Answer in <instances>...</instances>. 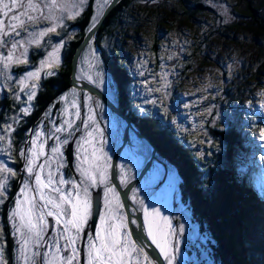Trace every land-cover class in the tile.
Here are the masks:
<instances>
[{
	"label": "rangeland",
	"instance_id": "rangeland-1",
	"mask_svg": "<svg viewBox=\"0 0 264 264\" xmlns=\"http://www.w3.org/2000/svg\"><path fill=\"white\" fill-rule=\"evenodd\" d=\"M73 2L74 0H58L60 4L71 5ZM87 3L88 0H86L82 9H77V11L79 13L83 11ZM201 3L205 7V11L204 13L195 15L193 24L191 25L173 24L172 29L169 31L164 27L156 30V27L153 29L150 26L143 34H128V39H125L122 43L119 39H116L115 44L121 47L120 51L126 58L129 70L134 76V80L130 85V94L136 99L139 112H147L152 116L159 115V117L164 118L174 128L180 140L182 139L187 146L192 148L195 156L207 162L210 155L218 154L223 149V145L213 135L212 129L226 128L227 123L223 115L224 108L228 112H232L231 110L239 111L241 123H243L253 137L258 139V143L262 145V154L256 157L260 166L259 173L254 176L256 177V186L264 191V135H262V132H264V96L260 94L264 91V49L261 47L264 44V38L261 34L255 35L254 30L250 28L248 23L247 25L241 24L235 29L228 28L234 24H238L243 19L240 13L237 14L232 9V0H201ZM103 6V0H101L100 5L95 0L93 17L97 16L98 10L101 11ZM44 11L45 15H47L48 10L45 9ZM241 12L246 14L244 10ZM54 15L63 16V19L60 21L55 33H50L40 40L39 47L46 45L48 49L38 59L36 66L28 68L25 71L16 72L15 69L26 64H13L7 70L12 77L11 80L5 81L3 77H0V96L2 95V89H6L18 110L21 107L27 106L22 103V101L27 100V94L26 90L21 91L23 86L19 83L20 78L26 72H34L39 69L40 62L47 60L48 54L52 52V46L63 44L62 38L64 36L62 33L64 31L67 34H65V39L74 32V29H69L68 31V21L73 18H67V12L57 8L54 10ZM54 23L55 21L49 22L47 20H40L36 24L28 23L27 30L19 29L20 36L14 37V39H27L30 33L39 32L46 27H52ZM54 35H56L55 38ZM196 35L199 36L197 40L206 39V43L202 44L197 53L194 50ZM5 39L8 38L6 37ZM34 47H37V45L32 44L28 48V60L29 52ZM90 48L94 51V56L90 54ZM60 49L55 54L58 61ZM7 51V47L0 48V53L4 55H7ZM82 54L77 68L78 77H84L83 79L88 80L86 77L91 76L92 80H96V73H102L103 83L93 84L104 92L109 93L115 99L117 97L116 83L104 68L98 48L94 45L86 47ZM169 56L173 58L168 59ZM144 61H147V63L145 64ZM142 64L143 68L141 67ZM52 70L53 68L49 69L45 67L40 72V79L48 71ZM165 72L168 74L167 79L170 82L167 89L168 96L164 100V105L168 109L167 113L164 112L159 103L161 93L151 91V89L160 86V76ZM38 82L37 84H39ZM209 82H211L212 87L206 91H200ZM26 83L30 85L32 81H27ZM17 96H19V99L16 98ZM88 97H92L93 100L90 101ZM232 99L235 100L232 101ZM77 100L79 104L82 103L83 111L81 110V115L85 119H87L89 104L92 105V108L94 106H97V109L101 107L98 99L87 93L79 95ZM152 100L158 102L152 104L150 103ZM63 107L64 104L62 105ZM209 109H211L210 112L208 111ZM70 111L74 112L75 109L70 108ZM54 112L53 110L51 111L53 117L51 120L56 118V114H53ZM93 115L95 116L94 110ZM16 117H19V115L17 114ZM64 118L61 112L59 119L63 120ZM79 121L77 120V124H81ZM102 121L103 128L106 130V138L102 136V141L104 151L109 156L111 151L113 152L114 148L121 141L124 123L110 113H106ZM11 122L12 120L6 123L3 127L4 131H0V135L5 134L7 126ZM49 128H51V124ZM49 128L45 134L46 136L50 131ZM35 131L42 130L38 128ZM48 139V146L47 144L44 145V151L50 157V149L52 143H54V139L50 138V136L47 137V141ZM130 139L133 146H126L118 161L119 177L122 183H126L136 174L143 165L145 157L150 150L147 141L145 142L143 138H138L134 133H131ZM9 142L10 132L8 133V140L0 141V160H3L5 163L4 158L6 157H4V154L8 155L9 153ZM39 144L40 141H37V145L34 147H38ZM47 147L48 154L46 153ZM43 162L44 157H40L38 163ZM241 162H243L242 159L237 163L238 169L249 172L244 164H240ZM7 165L12 168L11 164ZM53 166H55L54 163ZM203 166L204 163L201 164L200 168L202 169ZM52 170L53 174L57 175L55 167ZM22 173H25L27 177L28 174L24 171V165L21 172V181L25 178ZM204 173L206 176V169ZM41 175L42 179H46L47 171ZM179 183L180 178L176 170L164 161L155 159L142 181L133 189L130 197L134 204L142 210L143 220L145 210L150 212L153 208H157L160 209L163 216L171 219L174 228L180 224L184 225L183 233L174 240L176 259L172 264H188L190 259L186 250L188 252L191 251V253L195 251L196 255L205 263L213 264L211 257L206 254L205 249L199 244V242L203 243L204 237L202 235H206V230H201L195 221H191L187 208L180 203ZM9 185L10 180L8 182ZM34 185L35 181H32V186L34 187ZM22 187L23 185L20 186V189ZM98 188L101 187H96V189ZM20 189L19 193L14 195L11 209L15 207L17 197H21ZM94 192L95 190L91 191L92 195ZM49 193H51V188L45 190V194ZM34 195L38 196V193H34ZM138 201H143V206ZM102 211L103 206L100 213ZM8 216L6 217V224L5 222L0 224V228L3 229V242L5 243L6 228L10 241L18 244V237L13 235L12 225L8 220ZM89 222L90 220L88 221V225ZM99 224L98 218L94 231L91 232L90 226H86L82 235H86L88 232L94 234L99 228ZM52 227L53 234L56 231L54 218H52ZM51 235L47 237L49 244L51 242ZM84 244L85 241L81 244L82 247ZM18 247L19 245L16 246V250H18ZM36 248V251L42 254V261L54 252V249L48 245L43 247L37 245ZM14 249L15 247L13 246V251ZM80 254H82L81 251ZM161 254L164 257V254ZM36 260L38 261L37 257ZM165 262L169 264V261L166 259Z\"/></svg>",
	"mask_w": 264,
	"mask_h": 264
},
{
	"label": "trees",
	"instance_id": "trees-1",
	"mask_svg": "<svg viewBox=\"0 0 264 264\" xmlns=\"http://www.w3.org/2000/svg\"><path fill=\"white\" fill-rule=\"evenodd\" d=\"M232 1V9L235 13H240L243 19L238 24L228 28L235 29L241 24L247 25L248 23L250 28L254 30L255 35L261 34L264 38V0ZM94 5L95 0H88L83 11L68 21V31L74 29L71 35L72 39H69V37L65 39L66 31L62 33L64 46L60 49L59 66L53 68V75H45L39 80L30 114L26 116L20 114L9 96V92L4 88L2 89V95L0 96V129H3L6 123L12 120L9 124L12 126L10 132L11 148L8 155L4 154V157H6L4 160L7 164H11L16 176L10 178L5 201L0 204V224L3 222L6 224V217L10 213L11 205H13L14 195L19 193L20 186H22L21 172L24 161L20 153L30 146L28 141L32 139L36 129L40 128L46 134L51 123L44 119L45 112L55 111L53 114H56V118L51 121H54L57 126L62 122L59 119L63 105L60 97L70 93L73 89L69 86L71 59L76 46L83 39L91 25L94 16ZM204 9L201 0H121L108 14L97 31L95 42H89L86 47L94 45L98 48L104 68L116 83L117 97L115 99L109 93H105L122 110H127L130 120L139 128L141 133L147 135L156 148V159L164 161L176 170L180 178L178 185L180 203L187 208L191 221H195L201 230H206L207 236L203 234L204 241L203 243L199 242V244L205 249L206 254L211 257L213 264H264V191L256 186V177L254 176L259 173L260 168L256 157L262 154V145L258 143V139L253 137L241 123L239 111L231 110L232 112H228L224 108L223 115L227 123L226 128L212 129L213 135L223 145V149L218 154L210 155L208 162L200 160L195 156L192 148L187 146L182 139L180 140L168 121H165L159 115L152 116L147 112H139L136 99L130 94V85L134 80L133 73L129 70L127 60L120 51L121 47L115 44L116 39H119L122 43V41L128 39V34H143L150 26L153 29L156 27V30L164 27L169 31L172 29L173 24L191 25L195 15L204 13ZM242 10L246 14H243ZM196 36H194L196 38L195 53L202 44L206 43L205 38L197 40L199 36ZM55 37L56 35H54ZM192 40L194 41L193 38ZM261 47L264 49V44ZM47 49L46 45L32 48L28 63L19 66L15 71H25L28 68L35 67L38 59ZM77 91L80 96L87 93L86 91ZM98 101L101 107L97 109V106H94L93 110L98 127L103 132V138H106V130L103 128L102 119H104L106 113H112L102 101L99 99ZM79 105L83 111L82 103ZM17 114L19 120L14 121L13 117H16ZM51 118L53 117L51 116ZM75 125H80L81 131L77 132L69 141H72L73 144V169L66 163L65 167L60 170L66 179L69 177L78 178L79 176V173L75 170V140L83 134V128L82 124H77V120ZM61 135L66 136L67 134L63 133ZM143 141L146 142L145 139ZM148 147L150 149L149 145ZM46 153H49L48 147ZM112 153L111 151L109 155L110 160ZM149 155L150 150L145 157V161ZM240 159L243 161L240 164H244L249 172L238 169L237 163ZM53 163L56 164L54 159L52 160V169L55 167ZM202 163H204V166L201 169ZM139 170L131 178L136 176ZM23 175L26 178V174ZM100 187L98 189L102 191V208L103 185H100ZM94 190L97 189H91V191ZM5 230V260L7 264H17L18 252L16 246L18 244L10 241L8 230L6 228ZM52 231L53 227L49 235L52 234ZM86 235L92 234L88 232ZM81 244L78 245L82 253L80 254L79 264H81V257L84 264H87L86 239L83 247ZM13 246L15 247L14 251ZM36 249L34 250L36 251ZM186 252L190 259L188 264H208L196 255L195 251L191 253V251L186 250ZM39 253L37 259L42 261V254Z\"/></svg>",
	"mask_w": 264,
	"mask_h": 264
},
{
	"label": "snow or ice",
	"instance_id": "snow-or-ice-1",
	"mask_svg": "<svg viewBox=\"0 0 264 264\" xmlns=\"http://www.w3.org/2000/svg\"><path fill=\"white\" fill-rule=\"evenodd\" d=\"M113 0H103L106 6ZM86 0H74L71 5L60 4L58 0H0V48L7 47V55L0 53V77L5 81L11 80V75L7 71L13 64L28 63V48L35 44L40 46V40L50 33H55L59 27L63 16L54 15V10L62 9L68 13L69 19L79 15L77 9H82ZM100 5L101 0H97ZM45 9L48 14L45 15ZM101 12L98 10L97 16L92 18L89 32L95 28L99 22ZM40 20L49 22L55 21L52 27H46L39 32H32L27 39H14L20 36L19 29L27 30V24L39 23ZM8 39H5V38ZM69 39H72L69 36ZM50 42V41H49ZM63 44L52 46L53 50L48 54L47 60L40 62V68L36 71H29L20 78L19 83L26 90L27 100L22 101L26 107L19 109L20 114L28 115L33 107L32 101L36 97L37 82L40 79V72L45 67L51 69L59 66L58 58L55 54L62 48ZM89 52L94 56V51ZM169 56L168 59H172ZM146 64L147 61H144ZM91 67V64H90ZM143 68V64L141 65ZM48 71L46 75H53ZM167 73L160 76V86L151 91L160 92L159 101L164 112L168 109L164 105V100L168 96ZM96 80L91 76L86 78L92 83H103L102 73H96ZM84 78V77H82ZM27 81H32L29 85ZM209 82L200 91L211 88ZM261 96H264L262 91ZM79 92L73 88L70 93L61 96L60 101L64 104L61 109L65 117L59 126L51 121L52 113L45 112L44 119L51 123V130L47 136L43 131H35L34 138L28 141L30 145L25 151L20 153L24 161V171L28 174L21 182V197H17L15 207L10 209L8 220L12 225L13 235L17 236L18 255L17 264H79L80 248L79 244L86 239L87 264H153L152 258L145 252L148 243L143 237L147 233V238L154 244L159 252L164 254L169 264L176 259L174 240L184 231V225L180 224L174 228L171 219L163 216L160 209L153 208L150 212L144 211V222L138 224L141 236L134 240L133 231L128 227L129 223H136L129 220V216L123 211L124 204L120 200V195L110 180L109 169L111 168L110 157L104 151L102 141L103 132L98 127L93 115L92 105L88 106L87 119L82 117L80 105L77 97ZM19 99V96L16 97ZM71 98V99H69ZM90 101L92 97H88ZM158 101L152 100L150 103L156 104ZM55 107V106H53ZM75 109V111H70ZM209 112L211 109L208 110ZM74 117V119H73ZM18 121L19 117H14ZM75 120H80L83 126V134L75 140L76 144V165L75 170L79 173L77 177L65 178L60 171L65 167L67 161L64 157V147L81 131L80 125H75ZM0 131H4L0 129ZM12 131V126L8 125L4 135H0V141L8 140V133ZM66 133V136L61 134ZM264 135V132H262ZM54 138L55 143L51 146V158L45 154L44 145L47 144V137ZM37 141H40L38 147ZM11 144H8L10 150ZM203 156L202 153H200ZM40 157H44L43 163H38ZM56 161L55 172L52 170V160ZM47 171L46 179H42V173ZM16 176L3 160H0V204L5 201L8 182L11 177ZM32 181H35L34 187ZM103 185V211L99 214V228L92 235H82L88 225V221L93 215V203L91 189ZM51 188V193L45 194V190ZM34 193H38L34 195ZM54 193L55 195H53ZM143 206V201H138ZM55 220L56 231L51 235V242L47 239L49 233L48 218ZM37 245H48L54 252L44 259L37 261L40 255L35 251ZM0 264H7L4 258L3 229L0 228Z\"/></svg>",
	"mask_w": 264,
	"mask_h": 264
},
{
	"label": "water",
	"instance_id": "water-1",
	"mask_svg": "<svg viewBox=\"0 0 264 264\" xmlns=\"http://www.w3.org/2000/svg\"><path fill=\"white\" fill-rule=\"evenodd\" d=\"M120 1L121 0H113L112 3L104 7V9L101 12V15L99 16V22L96 24L95 28H93L91 32L87 30L83 39L76 46V49L71 59L69 86L72 88H76L77 90L86 91L93 97L102 101L111 111V113L124 123L121 141L114 148V151L111 156V160H110L111 168L109 169V173H110L111 183L116 188L117 192L120 195V200L124 204L123 211L128 214L129 220L136 221V223H129L128 225L129 229L133 231L132 238L134 240H137L138 243H140L141 241L138 239V237L141 236V230L137 227V225L143 224L144 222L142 216V210L134 204L130 195L133 189L142 181L146 173L151 168L154 160L156 159V148L152 145L147 135L140 132L139 128L126 115V112H123L120 106L110 96H108L102 89H100L95 84L91 83L86 79L80 78L77 75L78 61L80 59L82 52L89 44V42L91 41L95 42V35L97 31L105 21L108 14ZM130 131L134 133L138 138H143L146 141H148L150 146V155L148 159L145 161L144 165L139 170V172L137 173V175L132 179H130L129 181H127L126 183L122 184L119 177L118 161L123 149L126 146H133L132 140L130 139ZM73 158H74L73 144L72 142H69V144L65 147V159L67 161L68 166L71 169H73L72 167ZM92 203H93V215L90 219L89 225H90V230L94 231L102 205V194L100 189L95 190V192L93 193ZM48 221H49L48 233L50 234L52 230V218H48ZM143 237L149 245L144 250L145 252L148 253L150 258H152L153 264H166L165 259L162 256L161 252H159L156 246L154 244H151L150 239L147 238L146 232L143 233ZM81 264H84L82 257H81Z\"/></svg>",
	"mask_w": 264,
	"mask_h": 264
},
{
	"label": "flooded vegetation",
	"instance_id": "flooded-vegetation-1",
	"mask_svg": "<svg viewBox=\"0 0 264 264\" xmlns=\"http://www.w3.org/2000/svg\"><path fill=\"white\" fill-rule=\"evenodd\" d=\"M44 44H46V43H44ZM31 50H32V48H31ZM31 50H30V52H31ZM30 52H29V59L31 58V55H30ZM123 112H126V115L128 116V111L127 110H122ZM129 117V116H128ZM131 132V131H130ZM132 133V132H131ZM130 136H131V134H130ZM90 226V225H89ZM92 232V231H91ZM83 243V242H82ZM4 252H5V248H4Z\"/></svg>",
	"mask_w": 264,
	"mask_h": 264
}]
</instances>
